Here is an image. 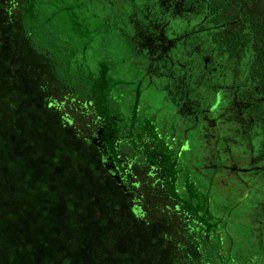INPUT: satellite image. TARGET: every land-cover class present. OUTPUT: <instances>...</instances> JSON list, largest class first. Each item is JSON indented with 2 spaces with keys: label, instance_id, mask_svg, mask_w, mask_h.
Here are the masks:
<instances>
[{
  "label": "flooded vegetation",
  "instance_id": "flooded-vegetation-1",
  "mask_svg": "<svg viewBox=\"0 0 264 264\" xmlns=\"http://www.w3.org/2000/svg\"><path fill=\"white\" fill-rule=\"evenodd\" d=\"M196 1L88 0L87 16L100 18L103 32L110 27L107 45L124 44L115 70L126 81L118 89L121 103L107 111L98 114L81 104L96 121L95 130L83 140L100 163L94 168H102L106 181L141 213L146 211L144 193L137 198L136 172L147 168L158 173L146 185L162 188L152 190L171 203L161 211L174 213L182 222L186 241L178 248L186 250L187 262L264 264V196L259 217L246 224L249 238L242 224L250 212L246 200L257 194L256 183L264 190L263 179L248 180L249 169L264 173V95L253 87L249 60H238L221 47L207 3ZM142 32L149 39L143 48ZM185 37L198 40L201 51L198 58L182 63L179 73L170 60L166 66L162 50ZM154 92L162 94L159 104H153ZM66 97L76 101L68 93ZM231 108L236 113L243 109L248 122L245 154L229 156L221 149V129L227 128L220 124ZM132 120L135 125L128 126ZM220 184L236 188L233 198L212 201Z\"/></svg>",
  "mask_w": 264,
  "mask_h": 264
},
{
  "label": "trees",
  "instance_id": "trees-1",
  "mask_svg": "<svg viewBox=\"0 0 264 264\" xmlns=\"http://www.w3.org/2000/svg\"><path fill=\"white\" fill-rule=\"evenodd\" d=\"M205 2L216 25L214 36L236 59L249 60L250 80L254 89L264 95V0ZM10 3L17 10L26 48L47 61L44 74L48 73L69 96L85 107L92 106L98 114L118 102L116 96L121 97L118 89L126 80L115 70L117 56L107 45L109 36L102 27L94 32L77 31L78 22L88 30V0H10ZM16 61L21 67L20 61ZM2 62L5 68L0 70V81L4 82L8 65ZM34 68L29 67L30 79L37 71ZM34 89L43 88L34 82L29 91ZM5 96L0 87L1 136L8 129ZM46 100L44 110L57 112L51 99ZM24 106L29 113L41 114V101L29 95ZM126 123L135 125L133 120ZM29 124L39 140H44L50 128L68 130L64 121L45 128V132L39 120ZM75 138L82 146L87 145L76 134ZM8 139L9 136L4 137L0 145V264H197L195 259L187 262L180 250L168 259L158 258L154 247L158 240L174 238L166 230L160 236L146 211L141 213L133 207L121 191L115 187L108 190L103 181L96 182L93 174L97 168H88L93 164L85 162L80 145L74 155L81 167L74 170V186L66 188V175L59 169L10 168ZM55 189L56 196L52 194ZM176 243L178 247L180 243ZM205 254L212 256L208 250Z\"/></svg>",
  "mask_w": 264,
  "mask_h": 264
},
{
  "label": "rangeland",
  "instance_id": "rangeland-1",
  "mask_svg": "<svg viewBox=\"0 0 264 264\" xmlns=\"http://www.w3.org/2000/svg\"><path fill=\"white\" fill-rule=\"evenodd\" d=\"M0 4V70L5 68L2 67V61L7 62L8 65L6 67L8 70L7 81H0V87L6 92L4 98L9 108L6 112V126H8V129L5 136L0 135V145H2L4 137H10V140L8 139L9 145L6 147L7 153L11 157L10 168L59 169L66 175L68 181L66 180L67 183L65 187L69 188L70 186H74V170L81 167V164H79L80 161L74 155L75 149H77L76 146H81L80 149L86 159L85 162L93 164L89 165L88 168H94L95 164L100 165V163L96 161V156L93 154L94 151L86 144L82 146L79 139L77 140L75 138V134L82 139L85 136H89L96 128V121L79 102L70 101V99L66 97V91L60 87L48 73L44 74L47 61L41 57L34 56V54L30 53L26 48V43L16 18L17 14L15 11L17 10L15 7H12L10 0H2ZM9 8L12 10L14 9V11L10 12ZM89 18L90 22L89 25H87L88 30L83 29V24L78 22L76 24L77 31L81 33L89 30L94 32L99 28L100 18H97L94 14L89 15ZM107 27L110 28L106 25V30H104V32L107 37L109 36V38H111ZM139 41L143 43L142 48L149 44V39L144 36L143 32L142 35H139ZM97 42L98 41H96V43ZM116 42L118 44H114L115 46H112L111 49L113 51L116 50L114 51L116 56L120 54L121 58L125 53L124 44L120 41ZM197 42L198 40L185 37L173 42V44L168 47L166 46L162 50V54L166 59V66L167 61L170 60L169 65L171 68H175V70L180 73L179 68L182 67V63H187L190 58H198L199 51L201 50ZM171 55L172 57L170 58ZM136 58H138L137 55ZM16 60L20 61L21 67L18 66V61ZM170 66H168V68H170ZM29 67L31 69L34 67V69L37 68V71L32 73L31 79L28 75ZM178 78L180 77L178 76ZM34 82L42 86L43 89H34L30 92L29 88ZM18 94L20 98L17 97ZM27 95H29L31 99L35 98V100L41 101V114L29 113L26 110L24 104L27 101ZM161 95L160 93L154 92L155 97L152 99L154 101L153 104H159ZM113 96H116L115 92ZM23 98H26V101H24ZM46 98H49V100L51 99L53 103L51 106L54 107L57 112L54 110H44L46 107L45 102H47ZM116 99L120 101L117 96ZM49 102L50 101H48V103ZM239 111L240 112L237 111L238 113H236V110L231 108V110L222 117L224 120L223 123L220 124V127L222 124H226L227 128V132H224V130L220 128L221 138L223 131V140L220 142L221 149H224L229 156H233L234 154H245V151H247V139L245 134H247L248 122L246 117L242 115L244 113L243 109L240 108ZM33 120H39L41 122L44 132L45 128L53 124H59L60 121H64L65 126L68 124V130L61 131L58 129L54 131L50 128L46 131L45 137H43L44 140H39V135L35 134L30 128L29 122ZM225 147H228L230 152L226 150ZM10 148L13 150L11 151ZM222 157L225 156L222 154ZM249 170L248 180L253 178L256 179V177L260 178L259 180H264V173L257 172L253 168ZM241 173L244 174L243 172ZM151 174L155 175L151 176ZM136 175V180L140 182L136 190L137 198L141 197L139 192L144 193L143 199H141L142 207L146 210L147 216L151 219L152 226L156 228L155 231L158 232L160 236H163V232L166 230V233L174 238L171 241L164 242L158 240L159 244L154 246L158 258L165 257L168 259V256L172 253L175 255L179 254L180 248L176 247V241L180 244H185L186 241L185 234L182 232L183 224L174 213L167 214L161 211V208L166 210V206H171V203L164 197L162 199L159 198L152 193V190L154 191L155 189L156 192H161L162 188L157 185L153 189L150 185H146V182H151L157 178L159 176L158 173L146 168L141 172H136ZM85 178L86 177H82V179ZM93 178L96 182L103 181L104 186L108 190H112V183L108 180L106 181V173L102 168L98 167L96 169ZM256 189H258L257 194L253 198H248L246 200L245 205H248L250 212L243 216L244 218L242 219V224H244L243 232L247 238H249L250 231L247 229L248 225L246 224H248L250 220L259 217L257 211L261 207L259 206L261 196H264V190L261 189L259 183H256ZM235 192L236 188H234V186L220 184V186L214 190V199L212 201L223 200L224 196H226V198H233L232 196L235 195ZM53 193L55 196L57 195L56 189L54 192L52 191V194ZM72 200L70 199L69 203L73 204ZM157 206H159L160 209ZM233 225L234 223L231 222L229 227ZM181 253L185 254L186 250L181 251ZM193 254L195 255V253Z\"/></svg>",
  "mask_w": 264,
  "mask_h": 264
}]
</instances>
